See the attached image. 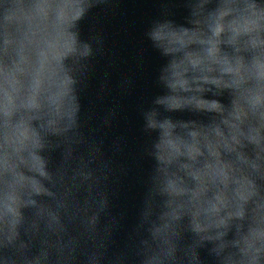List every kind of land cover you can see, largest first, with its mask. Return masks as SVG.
Wrapping results in <instances>:
<instances>
[{"label": "clouds", "instance_id": "1", "mask_svg": "<svg viewBox=\"0 0 264 264\" xmlns=\"http://www.w3.org/2000/svg\"><path fill=\"white\" fill-rule=\"evenodd\" d=\"M112 3L0 0V264H205L201 250L264 264V0H182L183 24L164 8L149 25L164 60L141 111L153 168L130 244L110 256L112 173L79 94L103 53L81 23Z\"/></svg>", "mask_w": 264, "mask_h": 264}, {"label": "water", "instance_id": "2", "mask_svg": "<svg viewBox=\"0 0 264 264\" xmlns=\"http://www.w3.org/2000/svg\"><path fill=\"white\" fill-rule=\"evenodd\" d=\"M164 8L169 9L168 18L177 24L184 23L187 10L182 0H113L106 8L94 9L81 23L82 40H88L92 34L103 39V53L92 61V70L79 95L81 117L86 123L84 131L90 145L100 147L112 173L106 190L112 194L111 216L120 223L113 233L110 256L130 244L129 234L138 223L153 168L144 148L155 134L150 137L142 131L141 111L161 94L155 80L164 60L144 34L153 20L161 18ZM222 102L228 103L226 96ZM111 113H115L114 118L105 124ZM172 115L174 119L192 118L187 113ZM88 151L89 146H81L77 154L87 156ZM53 160L59 161V153L53 155ZM109 222L108 217H101V227ZM200 255L205 264H211L206 250H201ZM129 264H136L135 256L129 255Z\"/></svg>", "mask_w": 264, "mask_h": 264}]
</instances>
